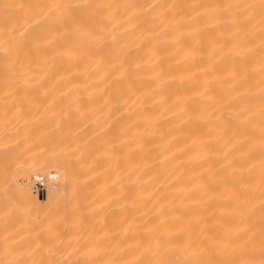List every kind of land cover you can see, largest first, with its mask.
<instances>
[{
  "label": "bare ground",
  "instance_id": "6f19581e",
  "mask_svg": "<svg viewBox=\"0 0 264 264\" xmlns=\"http://www.w3.org/2000/svg\"><path fill=\"white\" fill-rule=\"evenodd\" d=\"M194 261L264 264V0H0V264Z\"/></svg>",
  "mask_w": 264,
  "mask_h": 264
},
{
  "label": "snow or ice",
  "instance_id": "6c2138e0",
  "mask_svg": "<svg viewBox=\"0 0 264 264\" xmlns=\"http://www.w3.org/2000/svg\"><path fill=\"white\" fill-rule=\"evenodd\" d=\"M9 7H12V6L11 5H5V8H9ZM57 7H59V6H57ZM161 264H163V262H161ZM193 264H199V262L194 261Z\"/></svg>",
  "mask_w": 264,
  "mask_h": 264
}]
</instances>
